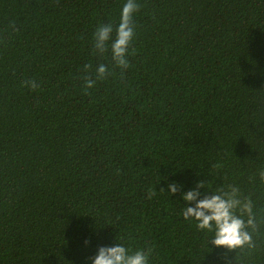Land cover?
Instances as JSON below:
<instances>
[{
    "label": "trees",
    "instance_id": "trees-1",
    "mask_svg": "<svg viewBox=\"0 0 264 264\" xmlns=\"http://www.w3.org/2000/svg\"><path fill=\"white\" fill-rule=\"evenodd\" d=\"M124 2L0 0V264H90L118 236L152 264L225 255L200 261L206 234L160 191L247 193L264 165V0H139L121 72L91 41Z\"/></svg>",
    "mask_w": 264,
    "mask_h": 264
},
{
    "label": "clouds",
    "instance_id": "clouds-1",
    "mask_svg": "<svg viewBox=\"0 0 264 264\" xmlns=\"http://www.w3.org/2000/svg\"><path fill=\"white\" fill-rule=\"evenodd\" d=\"M139 9V0H125L119 21L99 24L92 35V54L103 56L110 52L114 65L121 72L130 67L129 56L135 52L132 45L136 39L135 17ZM91 68V64L84 65L85 90L94 88L98 80L111 74L101 63L95 67L93 78L87 75ZM24 85L31 89L39 87L34 79L24 81ZM247 180V193L236 184L214 187L211 180L199 179L189 190L178 181L169 182L166 191L161 189L160 192H167L171 197L179 193L183 201L181 216L185 221L194 222L196 229L206 234L200 261H205L206 254H212L215 248L225 253L218 257L216 264H259L264 255V165L257 167ZM84 244L87 246L89 241L85 240ZM233 252L234 261L228 256ZM153 253L154 246L133 249L118 236L113 245L99 246L90 264H152Z\"/></svg>",
    "mask_w": 264,
    "mask_h": 264
}]
</instances>
